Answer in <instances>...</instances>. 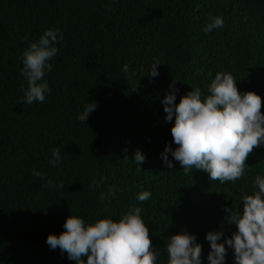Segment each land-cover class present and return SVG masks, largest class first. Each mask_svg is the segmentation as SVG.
<instances>
[{"label":"trees","instance_id":"trees-1","mask_svg":"<svg viewBox=\"0 0 264 264\" xmlns=\"http://www.w3.org/2000/svg\"><path fill=\"white\" fill-rule=\"evenodd\" d=\"M214 16L224 24L206 34ZM49 28L63 34L45 73L50 93L25 104L22 38L36 41ZM154 62L161 64L151 77ZM217 72H230L241 93L264 102V0H0V264H76L50 249L47 235L64 231L70 214L118 220L133 205L159 250L157 264H167V238L182 230L209 264L206 233L221 232L223 242L236 230L226 208H241L264 176V145L234 182H211L197 169L186 175L171 153L168 169L161 154L176 147L174 118L165 120L161 101L173 81L177 103L191 88L207 94ZM53 149L61 154L55 166ZM137 149L145 157L139 166ZM110 188L114 195L101 200ZM144 190L151 197L138 202ZM225 247L224 264H235Z\"/></svg>","mask_w":264,"mask_h":264},{"label":"clouds","instance_id":"clouds-1","mask_svg":"<svg viewBox=\"0 0 264 264\" xmlns=\"http://www.w3.org/2000/svg\"><path fill=\"white\" fill-rule=\"evenodd\" d=\"M224 20L214 16L203 29L207 34L222 27ZM27 47L22 52L21 75L27 81L23 103L43 102L50 93L45 73L52 70L50 61L57 55L56 45L63 39L59 28L45 29L36 41L22 38ZM154 62L151 77L159 73ZM128 72V66L123 67ZM237 79L230 72H217L207 87V94L201 89L191 88L176 102L175 81L162 98L165 120L174 123L171 127L172 140L176 147L165 145L161 154L168 169H174L172 160L178 162L187 175L193 169L206 171L210 181L221 184L240 179L248 167V156L256 147L264 145V106L261 97L254 91L243 93L237 87ZM96 103L88 102L78 116L86 123L87 117L95 111ZM61 159L59 149L52 150L50 164L55 166ZM144 155L137 149L134 162L139 166ZM140 168V167H139ZM36 176L43 174L35 172ZM45 186H48L47 184ZM99 186L96 182L90 187ZM114 195L112 189L102 193L101 200ZM147 190L136 195L138 202L149 200ZM142 209L131 206L118 220L110 216L86 223L78 215H69L60 234L49 233L47 245L50 249H60L76 264H157L160 255L150 239L149 228L141 216ZM225 220L235 225L230 237L220 242L221 232H207L210 244L209 264H224L228 247L233 250L235 264H264V176L257 175L254 190L242 197V207L226 208ZM167 264H201L202 246L196 237L186 230L172 234L166 243ZM86 257V259H84Z\"/></svg>","mask_w":264,"mask_h":264}]
</instances>
